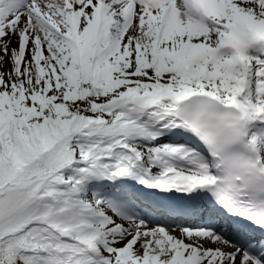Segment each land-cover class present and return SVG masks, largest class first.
<instances>
[{"label":"snow or ice","instance_id":"1","mask_svg":"<svg viewBox=\"0 0 264 264\" xmlns=\"http://www.w3.org/2000/svg\"><path fill=\"white\" fill-rule=\"evenodd\" d=\"M0 264H264V0H0Z\"/></svg>","mask_w":264,"mask_h":264},{"label":"rangeland","instance_id":"2","mask_svg":"<svg viewBox=\"0 0 264 264\" xmlns=\"http://www.w3.org/2000/svg\"><path fill=\"white\" fill-rule=\"evenodd\" d=\"M7 67H8V66H7V65H5V69H7Z\"/></svg>","mask_w":264,"mask_h":264}]
</instances>
